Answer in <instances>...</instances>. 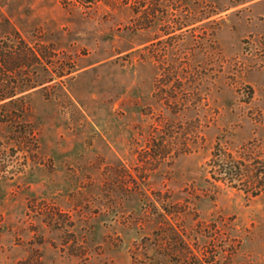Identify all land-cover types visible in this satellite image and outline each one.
Returning <instances> with one entry per match:
<instances>
[{"label":"rangeland","instance_id":"1","mask_svg":"<svg viewBox=\"0 0 264 264\" xmlns=\"http://www.w3.org/2000/svg\"><path fill=\"white\" fill-rule=\"evenodd\" d=\"M0 14V264H264V0Z\"/></svg>","mask_w":264,"mask_h":264},{"label":"trees","instance_id":"2","mask_svg":"<svg viewBox=\"0 0 264 264\" xmlns=\"http://www.w3.org/2000/svg\"><path fill=\"white\" fill-rule=\"evenodd\" d=\"M0 17H2L1 14H0ZM3 22H5V20ZM3 22H0V31L2 30V27L4 26ZM23 45H24V42H23ZM25 45H24V49H26ZM20 49L23 50V48H20ZM5 53H7L6 48L0 49V61H2L3 63H6L5 61L10 58V56L8 54H5ZM40 71H41L40 73L42 74V76H38L37 78H35L36 80L32 84H29L30 82H28V81H25V82L20 81L18 88H16V90L14 89L15 91L10 90V92L5 94V96L0 95V102L9 99V97H14L17 94L18 95L24 94V93H26L32 89H36L42 85L48 84L51 80H49L50 77L47 76L49 74L47 72V69L43 66V67H40ZM59 77H61V76H59Z\"/></svg>","mask_w":264,"mask_h":264}]
</instances>
